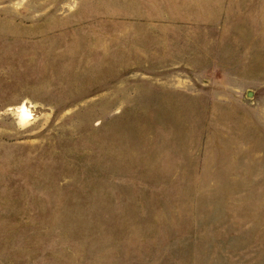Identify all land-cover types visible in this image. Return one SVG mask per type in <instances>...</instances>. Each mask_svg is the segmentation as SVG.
Segmentation results:
<instances>
[{
    "label": "rangeland",
    "instance_id": "1",
    "mask_svg": "<svg viewBox=\"0 0 264 264\" xmlns=\"http://www.w3.org/2000/svg\"><path fill=\"white\" fill-rule=\"evenodd\" d=\"M0 264H264V0H0Z\"/></svg>",
    "mask_w": 264,
    "mask_h": 264
},
{
    "label": "bare ground",
    "instance_id": "2",
    "mask_svg": "<svg viewBox=\"0 0 264 264\" xmlns=\"http://www.w3.org/2000/svg\"><path fill=\"white\" fill-rule=\"evenodd\" d=\"M21 113H22L23 118H26L27 116H29V113L25 107H22Z\"/></svg>",
    "mask_w": 264,
    "mask_h": 264
}]
</instances>
